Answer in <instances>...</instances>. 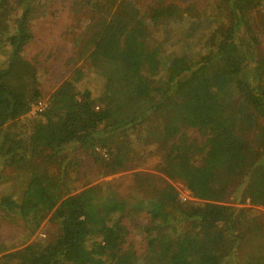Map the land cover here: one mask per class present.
<instances>
[{
  "label": "trees",
  "instance_id": "obj_1",
  "mask_svg": "<svg viewBox=\"0 0 264 264\" xmlns=\"http://www.w3.org/2000/svg\"><path fill=\"white\" fill-rule=\"evenodd\" d=\"M84 2L96 13L98 54L116 32L134 31L135 10L146 12L149 25L165 29L183 47L163 62L161 83L159 64L150 67L147 53L139 62L106 59L120 68L117 75L108 73L107 83L115 86L108 98L97 97L76 70L60 76L50 92L45 87L53 68L61 65L68 73L76 63L66 58L53 67L45 63L58 47L49 49L50 33L42 34L45 44L36 28V21L45 19L44 0H0V139L6 147L0 146V164L17 171L23 183L19 195L0 191V213L13 211L25 224L37 213L50 215L57 226L53 242L4 253L0 264H264L263 151L249 150L250 159L235 169L215 164L226 144L227 151L248 150L235 131L244 138L264 121V0H217L208 8L213 23L203 22L201 12L209 5L199 8V0H122L118 13L99 0ZM195 43L206 48L197 60L182 51ZM162 46L170 48L168 42ZM42 50L48 57L42 52V59ZM97 56L96 71L105 59ZM117 93L123 105L111 95ZM43 100L46 112L30 115ZM255 129L264 147V125ZM39 135L54 139L57 156L76 146L82 153L74 168L95 179L127 168L124 149L154 144L161 160L157 169L168 178L179 165L197 169L186 181L193 199H182L164 184L141 207L99 218L101 212L87 197L93 189L73 194L67 183L76 184L75 175L50 174L33 159ZM232 185L237 188L229 194L248 201V207L211 202L223 199ZM122 241L133 245L125 248ZM140 246L145 249L141 257Z\"/></svg>",
  "mask_w": 264,
  "mask_h": 264
},
{
  "label": "rangeland",
  "instance_id": "obj_2",
  "mask_svg": "<svg viewBox=\"0 0 264 264\" xmlns=\"http://www.w3.org/2000/svg\"><path fill=\"white\" fill-rule=\"evenodd\" d=\"M84 1L85 0H44L45 6L43 14L45 15V19L36 21V28L37 31L41 33L40 38L50 33L49 39L51 45L49 49L58 47V52L50 56L52 61H47L45 63L53 67L56 65L55 61L58 60V62L61 63L62 58H66L64 61H70L71 65L76 63L68 73H64L62 69H59L61 65L59 67L55 66L50 75V79L47 80L45 88L50 92L55 90L57 85L62 81L60 76L64 77L70 75V72L73 74V70H76L82 76L80 77L81 82L85 81L86 85L90 84L91 89L96 93L97 97L106 95L108 98L111 89L115 86L113 87L111 82L107 83L106 78L109 76L108 73L110 72H112L113 75H117L120 68L118 64L113 65L111 61L106 59L117 58L126 63L139 62L140 60L143 61L147 53H150V67H153L156 62L159 64V70H161L160 73H162L159 79V83H161V79L165 77L163 72L166 69L164 68L163 62L176 55L183 47L178 39L169 37V33L163 28L156 29L149 25L146 12L135 10L133 13L135 16L134 31L132 33H125V31L122 30L120 33L116 32L114 34L113 38L100 53L105 58L100 59L104 62V66L96 71V68L93 67V58L100 55L96 51L95 44H93L96 36L93 22L96 13L86 9L87 6L85 7ZM99 1L102 4L109 5L114 13H118L121 10L118 4L122 0ZM152 1L162 2L165 0ZM199 1V8H201L204 3L209 5V7L204 8L201 12L203 22L213 23L212 14L208 13V8H213V6L217 4V0ZM257 17H259V15ZM143 33L144 35L142 36ZM135 34H138L140 37L136 38ZM55 40H59L60 42L55 45L53 43ZM163 42H168L170 48L165 49L162 46ZM44 43L47 44L46 41H44ZM33 48H35L34 51H39V48L36 49L35 46H33ZM182 51L188 53L197 60V58L199 59L200 56L206 52V48H202L199 43H195L193 47L191 45L187 46V49H182ZM42 52L44 53V58L48 57V54L43 50L39 54L41 57ZM66 65L68 66L67 63L65 67ZM111 95L116 96V101L119 105L120 102L122 105L125 103L123 95H119L118 93ZM263 125L264 121L262 119L244 138L241 137L238 131H235L236 133L234 135L236 140L239 137L241 139V145L248 147L247 151H243L247 155L241 152L239 154L235 151H227L226 144L222 147V151L218 153V160L215 164L227 165L228 168L234 169L236 166L240 167L245 164V158L250 159L249 150L254 153L262 150L261 160L264 161V147L259 143L258 137L255 138L254 136L257 131L255 128L259 126L262 127ZM257 133L259 134V131H257ZM228 138L229 136H225L221 139L223 140L222 143H228ZM230 138H232V135ZM53 140L54 139L49 136L39 135L33 144V159L44 163L50 174L61 175L62 173H67L69 175H75L76 184L67 183L68 189H71L73 194L83 193L89 188L93 189V195L91 193V195L89 194L87 197L90 203L101 212V214L99 213V218L103 215H110L112 212L116 211V213H122V209H125V213L122 214H127L129 211L133 210L134 207H141L143 202L152 198L160 191L164 184L174 187L182 199H193L186 185V181L196 175L197 169H186L182 165H179L174 170V178H168L157 169L161 160L159 152L156 151L154 144L144 148L135 147L124 149L127 168L114 175L95 179V176H89V174L83 177L82 174L78 173L79 170L74 168L77 166V162H79L78 159H81L80 153H82L80 151L77 153L76 146H66V149L57 156L55 155L57 153L53 151ZM1 141L0 139V146L5 147ZM243 146L237 145V148L242 149L244 148ZM67 148H73V151L71 152L67 150ZM237 148L235 149L237 150ZM61 159H63L62 165H60ZM92 167L93 165L90 170ZM65 170H67V172ZM18 177L19 173L17 171H13V168L5 167L1 163L0 191L3 190L9 194L15 195L21 194L23 191V183L20 182ZM85 178L87 180H85ZM236 188V186L232 185L230 189H226L223 199L219 196L220 198L215 197L211 202L222 206L248 207V201L243 200L240 203L238 200H235L236 196L234 194L233 196L229 194V190L235 191ZM111 200L116 201L112 203L113 206L110 204ZM259 209L264 213V208ZM56 229L57 226L50 222V215L45 216L41 213H37L32 217V221L29 224H25L20 218L13 217V211L12 214L0 213V248H4V250L0 252V256L4 253L21 250L26 246L53 242L56 236ZM132 245L131 241H122L121 243V246L125 248H129ZM144 251L145 249L140 246L137 252L138 256L141 257L145 253Z\"/></svg>",
  "mask_w": 264,
  "mask_h": 264
},
{
  "label": "built area",
  "instance_id": "obj_3",
  "mask_svg": "<svg viewBox=\"0 0 264 264\" xmlns=\"http://www.w3.org/2000/svg\"><path fill=\"white\" fill-rule=\"evenodd\" d=\"M48 108V102L46 100L40 101L37 104L33 105L30 115L45 113Z\"/></svg>",
  "mask_w": 264,
  "mask_h": 264
}]
</instances>
